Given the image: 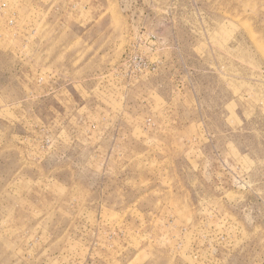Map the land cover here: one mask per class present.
Listing matches in <instances>:
<instances>
[{"label":"rangeland","instance_id":"obj_1","mask_svg":"<svg viewBox=\"0 0 264 264\" xmlns=\"http://www.w3.org/2000/svg\"><path fill=\"white\" fill-rule=\"evenodd\" d=\"M0 264H264V0H0Z\"/></svg>","mask_w":264,"mask_h":264}]
</instances>
